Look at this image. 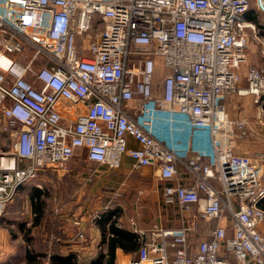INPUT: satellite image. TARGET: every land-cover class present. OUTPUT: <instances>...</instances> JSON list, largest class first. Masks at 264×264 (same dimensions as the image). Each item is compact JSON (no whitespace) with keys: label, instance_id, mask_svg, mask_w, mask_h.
I'll return each instance as SVG.
<instances>
[{"label":"built area","instance_id":"obj_1","mask_svg":"<svg viewBox=\"0 0 264 264\" xmlns=\"http://www.w3.org/2000/svg\"><path fill=\"white\" fill-rule=\"evenodd\" d=\"M249 4L0 0V214L44 170L82 153L115 169L127 156L171 183L161 197L180 224L154 225L148 241L136 229L138 249L117 264H264V162L234 150L244 121L222 101L240 80ZM158 65L168 72L155 81ZM246 81L238 93L264 96L263 70L248 67ZM212 220L191 253L189 231Z\"/></svg>","mask_w":264,"mask_h":264},{"label":"rangeland","instance_id":"obj_2","mask_svg":"<svg viewBox=\"0 0 264 264\" xmlns=\"http://www.w3.org/2000/svg\"><path fill=\"white\" fill-rule=\"evenodd\" d=\"M244 18L249 26L246 30L247 43L243 50L244 59L239 63L237 69L240 80L237 89L226 94L222 101L225 102L226 99L236 96H252L254 104H260L259 106L264 110V99L258 102V100H255V95L251 93H238V89L243 90L246 88V70L248 67H257L264 71V13L255 4V0H250ZM2 121L3 118L0 114V124ZM9 150L7 135L0 133V151L9 152ZM84 156L82 153L80 157H73L68 161V166L84 165L82 167L85 169L96 167V163L86 160ZM46 172L44 170L35 179L19 184L11 200L6 203L0 214V264H52L49 254L56 251L55 243L57 242L53 243L55 234L51 231L55 229L54 224L57 223V216L73 211L93 214L98 210H102L103 204L108 202L109 205L120 209L122 212L128 204L127 200L130 202V196L148 195L153 198L157 194L159 196L160 192L159 190L158 192L150 191L151 189L142 186L137 188L131 183L121 199L110 202L108 200L110 196L108 187H110V184L97 185L94 183L93 176L89 177L87 175L89 172L74 170L73 175L70 176L48 174ZM151 177L157 180L152 169ZM155 182L157 183L158 180ZM86 187L89 190H85ZM35 189L43 191L41 196L44 199L43 219L40 222L35 220L30 200V195L34 193ZM101 195L104 197V202L99 197ZM119 202L125 205L124 209L118 206ZM137 203L133 202L132 204ZM59 226L62 228V223ZM28 251L34 254V261L26 259ZM75 258L76 262L81 264L80 253L76 252Z\"/></svg>","mask_w":264,"mask_h":264},{"label":"crops","instance_id":"obj_3","mask_svg":"<svg viewBox=\"0 0 264 264\" xmlns=\"http://www.w3.org/2000/svg\"><path fill=\"white\" fill-rule=\"evenodd\" d=\"M263 99L264 97H261L258 99V102L260 100L263 101ZM223 104L226 108L228 118L236 121H244V134L239 135L238 139L233 142L234 150L239 154L248 155L253 159H259L261 162H264V110L259 106L260 104L255 105L252 96L232 97L226 99L225 102L223 101ZM179 129L180 128H174L173 133L179 137L185 136L186 129L182 128V133H180ZM240 133L241 130H238V134ZM128 143L130 146H137V143L133 141V139L129 138ZM82 166L84 165L68 166L69 168L66 171H47L46 173L59 174L62 176L65 174L70 176L73 175L74 170H78L79 172H89L87 175L89 177L93 176L94 183L97 185L103 183L110 184V187H108V192L110 193L108 200H110V202L121 199V197L127 192L131 183L137 188L142 186L151 189L150 191L158 192L159 190L160 192L159 196L157 194L153 198L148 195H137V197L130 196V202L126 199L128 203L126 206L123 203H118V206H121L123 209L124 206L126 207L122 212L120 209H116V207L109 205L108 202L103 204L102 210H98V212L96 211L93 214L73 211L71 213H62L60 216H57V218L63 220V227H60L63 235L61 238L62 240L60 241V239L56 238V240H59L62 243L60 251L63 253H80L81 263H88L94 260L98 254L105 252L109 234L106 228H104V231L100 228L95 219L98 218L99 214L106 211L116 212L117 226L135 233H137L136 229L144 230L143 239L146 241H148L150 232L154 229V225L162 228H175L180 224L177 207L171 204H164L161 197L163 181L158 180L157 183L155 182L157 180L151 177L150 166L134 168L133 160L127 156L123 157L122 162L115 169H108L99 164H96V167H92L91 169L89 167L85 169ZM87 189L88 187L85 188V190ZM82 190L84 189L82 188ZM116 194L117 196L115 197ZM99 197L103 202L105 201L102 195ZM131 202H138V205L132 204ZM259 205L264 207V199L259 202ZM113 216L114 215H112V217ZM216 223L215 220L207 223L200 221L197 227L189 233L188 242H190L191 245H194L192 252L195 251L196 244L199 240L209 237L210 232L212 228L215 227ZM226 234H232L229 220H227L226 224ZM79 235L82 237L79 238ZM135 252L136 251L124 252L121 247H117L115 264L121 262L124 257L128 258ZM248 264L255 263L250 261Z\"/></svg>","mask_w":264,"mask_h":264},{"label":"trees","instance_id":"obj_4","mask_svg":"<svg viewBox=\"0 0 264 264\" xmlns=\"http://www.w3.org/2000/svg\"><path fill=\"white\" fill-rule=\"evenodd\" d=\"M166 72H168V69L163 68L158 65L156 67L155 75H154L155 81L159 80V78L162 77V75H164ZM165 184L169 185L171 183L169 181H163V185ZM42 195H43V191H41L40 189L38 190L35 189L34 193L30 195L32 211L35 216V220L39 222L41 221V219H43L42 211L44 208V199L41 197ZM112 215L114 216L112 217ZM95 221L100 226V228H102L103 231H104V228H106L109 234L107 238V244H106L107 248L105 252L98 254L94 260L88 263H81V264H115V254H116L117 247H121L124 252L136 251L138 249L140 245L138 241V234L133 231L127 230L125 228H122L120 226H117L115 211L114 212L113 211L103 212L99 214L98 218L95 219ZM56 222L57 223L54 224L55 229L51 231L55 234V237H53L54 238L53 243L57 242L55 243L56 251H53L52 254L51 253L49 254V259L51 263L52 264H80L76 262L75 254H73L72 252L63 253L62 251H60V247L62 244L60 241L62 240L61 238L63 237V235L61 233V229L59 225L63 223V220L57 218ZM191 231H189V233ZM189 233H188V237L190 235ZM56 238L60 239V241L56 240ZM189 246H190V252L193 253L192 251H193L194 245H191L189 242ZM170 249H169V254L171 255L172 249L171 250ZM26 259L29 261H34L35 256L33 253L28 251L26 253Z\"/></svg>","mask_w":264,"mask_h":264}]
</instances>
